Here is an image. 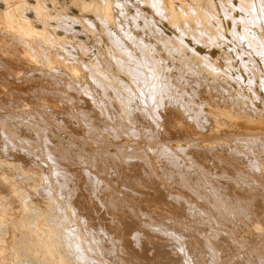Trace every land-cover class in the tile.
Segmentation results:
<instances>
[{
	"label": "rangeland",
	"instance_id": "rangeland-1",
	"mask_svg": "<svg viewBox=\"0 0 264 264\" xmlns=\"http://www.w3.org/2000/svg\"><path fill=\"white\" fill-rule=\"evenodd\" d=\"M0 38V264H264V0H0Z\"/></svg>",
	"mask_w": 264,
	"mask_h": 264
},
{
	"label": "bare ground",
	"instance_id": "bare-ground-1",
	"mask_svg": "<svg viewBox=\"0 0 264 264\" xmlns=\"http://www.w3.org/2000/svg\"><path fill=\"white\" fill-rule=\"evenodd\" d=\"M35 22H36V21H35ZM33 36H34V35H33ZM36 37H37V36H36ZM29 38H30V37H29ZM34 38H35V37H34ZM0 39H1V38H0ZM38 39H39V38H38ZM34 40H35V39H34ZM36 40H37V39H36ZM41 42H42V41H41ZM11 43H12V42H11ZM37 43H38V42H37ZM37 43H36V44H37ZM15 45H16V44H15ZM66 46H67V45H66ZM11 47H12V46H11ZM46 48H47V47H46ZM70 49H71V48H70ZM22 51H23V50H22ZM0 54H1V53H0ZM2 54H3V52H2ZM0 56H1V55H0ZM3 57H4V56H3ZM8 57H10V56H8ZM20 57H21V56H20ZM20 61H23V60H20ZM5 62H6V61H4V65L6 64ZM9 63H10V62H9ZM17 64H18V63H17ZM6 65H7V64H6ZM15 65H16V64H15ZM11 66H12V65H11ZM30 67H31V65H30ZM34 67H35V66H34ZM21 69H22V68H21ZM67 73H68V72H67ZM67 73H66V74H67ZM63 74H64V73H63ZM0 77H2V76L0 75ZM56 78H57V77H56ZM57 79H58V78H57ZM57 79H56V80H57ZM62 80H63V79H62ZM73 80H74V79H73ZM73 80H72V81H73ZM59 81H60V79H59ZM11 82H12V81H11ZM56 82H57V81H56ZM62 82H63V81H62ZM74 83H75V82H74ZM76 83H77V82H76ZM22 84H23V83H22ZM24 84H25V82H24ZM72 84H73V83H72ZM19 85H20V83H19ZM69 85H70V84H69ZM8 87H9V86H8ZM8 87H7V88H8ZM10 88H11V87H10ZM12 88H13V87H12ZM8 89H9V88H8ZM8 89H7V90H8ZM16 90H17V89H16ZM33 91H34V90H33ZM14 92H15V89H14ZM18 92H19V90H18ZM22 92H23V91H22ZM30 93H31V92H30ZM11 94H13V93H11ZM22 94H23V93H22ZM31 94H32V93H31ZM34 94H35V93H34ZM0 95H1V94H0ZM4 95H5V94H4ZM6 95H7V94H6ZM8 96H10V95H8ZM13 96H14V95H13ZM3 97H4V96H3ZM5 97H6V96H5ZM17 97H18V96H17ZM21 97H22V96H21ZM26 97H27V96H26ZM2 99H3V98H2ZM8 99H9V98H8ZM11 99H12V98H11ZM23 99H24V98H23ZM23 99H22V100H23ZM29 100H30V99H29ZM31 100H32V99H31ZM48 100H49V99H48ZM48 100H47V101H48ZM16 101H17V99H16ZM47 101H46V102H47ZM4 102H5V101H4ZM4 102H3V103H4ZM20 102H21V101H20ZM33 102H34V101H33ZM36 102H37V101H36ZM9 103H10V101H9ZM14 103H15V102H14ZM42 103L44 104V101H43ZM15 104H16V103H15ZM19 104H20V103H19ZM33 104H34V103H33ZM37 104H38V103H37ZM49 104H50V103H49ZM3 105H4V104H3ZM20 105H22V104H20ZM38 105H39V104H38ZM45 105H46V104H45ZM51 105H52V104H51ZM6 106H7V105H6ZM8 106H9V104H8ZM13 106H14V104H13ZM17 106H18V105H17ZM23 106H24V105H23ZM26 106H27V105H26ZM0 107H1V106H0ZM18 107H19V106H18ZM33 107H35V106L33 105ZM47 107H48V106H47ZM49 107H50V106H49ZM53 107H54V106H53ZM53 107H52V108H53ZM56 107H57V106H56ZM4 108H6V107H4ZM20 108H21V107H20ZM25 108H26V107H25ZM9 109H10V108H9ZM11 109H12V108H11ZM11 109H10V110H11ZM16 109H17V108H16ZM21 109H22V108H21ZM29 109H30V108H29ZM47 109H48V108H47ZM49 109H50V108H49ZM17 110H18V109H17ZM39 110H40V109H39ZM39 110H38V111H39ZM7 111H8V110H7ZM25 111H26V110H25ZM58 111H59V110H58ZM32 112H34V111L32 110ZM7 113H8V112H7ZM27 113H28V112H27ZM1 114H2V113H1ZM5 114H6V113H5ZM39 114H40V113H39ZM18 115H19V114H18ZM29 115H30V114H29ZM182 115H183V114H182ZM1 116H2V115H1ZM11 116H13V115H11ZM26 116H27V115H26ZM183 116H184V115H183ZM24 117H25V116H24ZM29 117L31 118V116H29ZM1 118H2V117H1ZM21 118H22V117H21ZM136 118H137V117H136ZM186 118H187V117H186ZM13 119H14V116H13ZM27 119H28V117H27ZM7 120H8V119H7ZM18 120H19V119H18ZM24 120H25V119H24ZM29 120H30V119H29ZM34 120H35V119H34ZM1 121H2V119H1ZM10 121H11V120H10ZM12 121H13V120H12ZM14 121H15V119H14ZM14 121H13V123H14ZM22 121H23V120H22ZM133 121H134V120H133ZM4 122H5V121H4ZM4 122H3V123H4ZM30 122H32V121H30ZM33 122H34V121H33ZM35 122H36V121H35ZM35 122H34V123H35ZM185 122H186V121H185ZM10 123H11V122H10ZM13 123H12V124H13ZM12 124H10V125H12ZM13 125H14V124H13ZM15 125H17V124L15 123ZM19 125H20V124H19ZM24 125H25V124H24ZM26 125H27V124H26ZM177 125H178V124H177ZM34 126H35V125H34ZM17 127H18V126H17ZM22 127H23V125H22ZM13 128H15V127H13ZM26 128H27V127H26ZM15 129H16V128H15ZM15 129H14V131H15ZM138 129H139V128H138ZM16 130H17V129H16ZM27 130H28V129H27ZM29 130H30V128H29ZM41 131H42V130H41ZM138 132H139V131H138ZM141 132H142V131H141ZM1 133H2V132H1ZM147 133H148V132H147ZM143 134H144V133H143ZM145 135H146V134H145ZM147 135H149V133H148ZM147 135H146V136H147ZM1 137H2V136H1ZM20 137H21V136H20ZM21 138H22V137H21ZM4 139H5V138H4ZM46 139H47V138H46ZM49 139H50V138H49ZM148 139H149V138H148ZM2 140H3V139H2ZM29 140H30V139H29ZM35 140H36V139H35ZM10 141H11V140H10ZM13 141H14V140H13ZM42 142H43V141H42ZM6 143H7V142H6ZM11 143H12V142H11ZM31 143H32V142H31ZM9 144H10V143H9ZM29 144H30V143H29ZM47 144H48V143H47ZM158 144H159V143H158ZM162 144H163V143H162ZM35 145H37V144H35ZM39 145H40V144H39ZM39 145H38V146H39ZM140 145H141V144H140ZM156 145H157V144H156ZM129 146H130V145H129ZM138 146H139V145H138ZM6 147H7V146H6ZM46 147H47V146H46ZM118 147H119V146H118ZM145 148H146V147H145ZM159 148H160V147H159ZM147 149H148V148H147ZM147 149H146V150H147ZM17 150H18V149H17ZM47 150H48V149H47ZM141 150H142V149H141ZM158 150H159V149H158ZM176 150H177V149H176ZM131 151H132V150H131ZM138 151H139V150H138ZM167 151H168V150H167ZM133 152H134V150H133ZM136 152H137V151H136ZM140 152H141V151H140ZM142 152H143V151H142ZM123 153H124V152H123ZM134 153H135V152H134ZM137 153H138V152H137ZM161 153H162V152H161ZM127 154H128V153H127ZM121 155H122V154H121ZM130 155H132V154H130ZM130 155H129L128 157H133V156H130ZM126 156H127V155H126ZM139 156H140V155H139ZM141 156H142V154H141ZM54 157H55V156H54ZM135 157H136V155H135ZM165 157H166V156H165ZM167 157H168V156H167ZM169 157H170V156H169ZM176 157H177V156H176ZM47 158H48V157H47ZM121 158H123V157H121ZM124 158H125V157H124ZM126 158H127V157H126ZM138 158H140V157H138ZM127 159H128V158H127ZM127 159H126V160H127ZM135 159H137V158H135ZM155 159H156V158H155ZM163 159H164V158H163ZM166 159H167V158H166ZM133 160H134V159H133ZM157 160H158V159H157ZM168 160H169V159H168ZM71 161H72V160H71ZM130 161H132V160H130ZM170 161H171V160H170ZM170 161H169V162H170ZM176 161H177V160H176ZM198 161H199V160H197V162H198ZM58 162H59V161H58ZM121 162H123V161H121ZM162 162H163V161H162ZM164 162H165V161H164ZM125 163H126V162H125ZM144 163H145V162H144ZM65 164H66V163H65ZM172 164H173V163H172ZM172 164H171V165H172ZM176 164H177V163H176ZM58 165H59V164H58ZM121 165H122V164H121ZM123 165H124V164H123ZM190 165H191V164H190ZM67 166H68V165L66 164V167H67ZM70 166H71V165H70ZM136 166H137V165H136ZM136 166H135V167H136ZM177 166H178V165H177ZM198 166H199V165H198ZM88 167H89V166H88ZM140 167H141V166H140ZM144 167H145V166H144ZM174 167H175V166H174ZM179 167H180V166H179ZM74 168H75V167H74ZM137 168H138V167H137ZM167 168H168V167H167ZM167 168H166V169H167ZM188 168H189V167H188ZM61 169H62V168H61ZM72 169H73V168H72ZM78 169H79V168H78ZM93 169H95V168H93ZM117 169H118V168H117ZM168 169H169V168H168ZM171 169H172V168H171ZM48 170H49V169H48ZM54 170H57V169H54ZM88 170H89V169H88ZM88 170H87V171H88ZM97 170H98V169L96 168V171H97ZM139 170H140V169H139ZM79 171H80V170H79ZM116 171H117V170H116ZM124 171H125V170H124ZM184 171H185V170H184ZM70 172H71V171H70ZM76 172H77V170H76ZM144 172H145V171H144ZM56 173H57V172H56ZM100 173H101V172H100ZM128 173H129V172H128ZM131 173H133V172H131ZM139 173H141V172H139ZM169 173H170V172H169ZM169 173H168V174H169ZM171 173H172V172H171ZM175 173H176V172H175ZM46 174H47V173H46ZM88 174H89V173H88ZM126 174H127V173H126ZM142 174H143V173H142ZM177 174H178V173H177ZM69 175H70V174H69ZM93 175H94V174H93ZM175 175H176V174H175ZM54 176H55V175H54ZM82 176H83V175H82ZM134 176H135V175H134ZM146 176L148 177V175H146ZM182 176H183V175H182ZM17 177H18V176H17ZM63 177H64V176H63ZM77 177H79V176H77ZM125 177H126V176H125ZM166 177H167V176H166ZM175 177H176V176H175ZM50 178H51V177H50ZM56 178H57V177H56ZM65 178H66V177H65ZM129 178H130V177H129ZM131 178H132V177H131ZM144 178H145V177H144ZM161 178H162V177H161ZM167 178H168V177H167ZM177 178H178V177H177ZM134 179H136V178H134ZM152 179H153V178H152ZM165 179H166V178H165ZM180 179H182V178H180ZM53 180H54V179H53ZM58 180H59V179H58ZM143 180H144V179H143ZM174 180H175V179H174ZM191 180H192V179H191ZM60 181H61V180H60ZM63 181L65 182L64 179H63ZM189 181H190V180H189ZM52 182H54V181H52ZM55 182H56V181H55ZM93 182H94V181H93ZM136 182H137V181H136ZM139 182H140V181H139ZM172 182H173V181H172ZM116 183H117V182H116ZM126 183H127V182H126ZM174 183H175V182H174ZM179 183H180V182H179ZM46 184H47V183H46ZM59 184H60V183H59ZM63 184H64V183H63ZM63 184H62V185H63ZM102 184H103V183H102ZM189 184H190V183H189ZM57 185H58V183H57ZM62 185H61V186H62ZM103 185H104V184H103ZM171 185H172V184H171ZM190 185H191V184H190ZM64 186H65V184H64ZM84 186H85V185H84ZM140 186H141V185H140ZM51 187H52V186H51ZM128 187H129V186H128ZM155 187H156V186H155ZM61 188H62V187H61ZM70 188H72V187H70ZM73 188H75V187H73ZM91 188H92V187H91ZM121 188H123V187H121ZM132 188H133V187H132ZM66 189H67V188H66ZM81 189H83V188H81ZM89 189H90V188H89ZM153 189H154V188H153ZM162 189H163V188H162ZM188 189H189V188H188ZM193 189H194V188H193ZM94 190H95V189H94ZM140 190H141V189H140ZM70 191H71V189H70ZM81 191H82V190H81ZM158 191H159V190H158ZM181 191H182V190H181ZM72 192H73V191H72ZM89 192H90V191H89ZM106 192H107V191H106ZM121 192H122V191H121ZM134 192H135V191H134ZM134 192H133V193H134ZM152 192H153V191H152ZM154 192H155V190H154ZM81 193H82V192H81ZM100 193H101V192H100ZM107 193H108V192H107ZM126 193H127V191H126ZM137 193H138V192H137ZM122 194H123V192H122ZM142 194H143V193H142ZM177 194H178V193H177ZM63 195H64V194H63ZM77 195H78V194H77ZM94 195H95V193H94ZM134 195H135V194H134ZM189 195H190V194H189ZM71 196H73V195H71ZM138 196H140V195H138ZM142 196H143V195H142ZM101 197H102V196H101ZM135 197H136V196H135ZM156 197H157V196H156ZM163 197H164V196H163ZM57 198H58V197H57ZM92 198H93V197H92ZM123 198H124V197H123ZM125 198H126V197H125ZM127 198H128V197H127ZM146 198H147V197H146ZM50 199H51V198H50ZM58 199H60V198H58ZM72 199H73V198H72ZM99 199H100V198H99ZM127 200H128V199H127ZM137 200H139V199H137ZM167 200H168V199H167ZM60 201H61V200H60ZM65 201H66V199H65ZM93 201H94V200H93ZM176 201H177V200H176ZM69 202H70V201H69ZM133 202L136 203L135 199H134ZM154 202H155V201H154ZM161 202H162V201H161ZM174 202H175V201H174ZM66 203H67V201H66ZM66 203H65V204H66ZM71 203H73V202H71ZM71 203H69V204H71ZM113 203H114V202H113ZM135 203H134V204H135ZM216 203H217V202H216ZM78 204H79V203H78ZM87 204H88V203H87ZM114 204H115V203H114ZM128 204H129V203H128ZM57 205H59V204H57ZM75 205H76V204H75ZM120 205H121V204H120ZM204 205H205V204H204ZM59 206H61V205H59ZM65 206H66V205H65ZM103 206H104V205H103ZM110 206H111V205H110ZM130 206H131V205H130ZM134 206H135V205H134ZM149 206H150V205H149ZM152 206H153V205H152ZM188 206H189V205H188ZM71 207H72V206H71ZM71 207H70V208H71ZM73 207H75V206H73ZM98 207H99V206H98ZM111 207H112V206H111ZM121 207H122V206H121ZM150 207H151V206H150ZM63 208H65V207H63ZM99 208H100V207H99ZM104 208H105V207H104ZM115 208H116V207H115ZM122 208H123V207H122ZM167 208H168V207H167ZM211 208H212V207H211ZM75 209H76V208H75ZM79 209H80V206H79ZM83 209H84V208H83ZM113 209H114V208H113ZM156 209H157V208H156ZM163 209H164V208H163ZM192 209H193V208H192ZM62 210H63V209H62ZM107 210H108V209H107ZM126 210H127V209H126ZM130 210H132V209H130ZM139 211H140V210H139ZM145 211H146V210H145ZM167 211H168V210H167ZM37 212H38V211H37ZM75 212H76V211H75ZM79 212H80V211H79ZM85 212H87V211H85ZM85 212H84V213H85ZM94 212H95V211H94ZM109 212H110V211H109ZM84 213H83V214H84ZM111 213H112V212H111ZM129 213H130V212H129ZM131 213H132V212H131ZM141 213H142V212H141ZM215 213H216V212H215ZM81 214H82V213H81ZM99 214H100V213H99ZM117 214H118V213H117ZM137 214H138V213H137ZM156 214H157V213H156ZM63 215H64V214H63ZM75 215H76V214H75ZM100 215H101V214H100ZM113 215H114V214H113ZM118 215H119V214H118ZM133 215H134V214H133ZM142 215H143V214H142ZM149 215H150V214H149ZM218 215H219V214H218ZM220 215H221V214H220ZM79 216H80V215H79ZM93 216H94V215H93ZM93 216H92V217H93ZM126 216H127V215H126ZM137 216H138V215H137ZM62 217H63V216H62ZM115 217H116V215H115ZM131 217H132V216H131ZM59 218H60V217H59ZM81 218H82V217H81ZM95 218H96V217H95ZM117 218H118V217H117ZM144 218H145V216H144ZM99 219H101V218H99ZM121 219H123V218H121ZM129 219H130V218H129ZM131 220H132V219H131ZM53 221H54V220H53ZM63 221H64V220H63ZM67 221H68V220H67ZM103 221H104V219H103ZM119 221H120V220H119ZM119 221H118V222H119ZM138 221H139V220H138ZM141 221H142V220H141ZM143 221H144V220H143ZM90 222H91V221H90ZM97 222H99V221H97ZM177 222H178V221H177ZM69 223H70V222H69ZM69 223H68V226H69ZM104 223H105V222H104ZM120 223H121V222H120ZM140 223H141V222H140ZM164 223H165V222H164ZM70 224H71V223H70ZM102 224H103V223H102ZM122 224H123V223H122ZM147 224H148V221H147L146 225H147ZM149 224H150V223H149ZM160 224H161V223H160ZM126 225H127V224H126ZM128 225H129V224H128ZM157 225H159V224H157ZM163 225H164V224H163ZM163 225H162V228H163ZM72 226H74V225H72ZM98 226H99V225H98ZM136 226H137V225H136ZM143 226H144V225H143ZM150 226H151V225H150ZM153 226H154V225H153ZM80 227H81V226H80ZM87 227H88V226H87ZM137 227H140V226H137ZM141 227H142V226H141ZM145 227H146V226H145ZM166 227H167V226H166ZM75 228H76V227H74V230H75ZM117 228H118V227H117ZM135 228H136V227H135ZM135 228H133V229H135ZM154 228H155V227H154ZM164 228H165V227H164ZM178 229H179V228H178ZM72 230H73V229H72ZM122 230H123V229H122ZM129 230H130V229H129ZM141 230H142V229H141ZM155 230H156V229H155ZM161 230H162V229H161ZM199 230H200V229H199ZM104 231H105V229H104ZM138 231H139V230H138ZM152 231H153V230H152ZM163 231H164V230H163ZM172 231H174V229H173ZM81 232H82V231H81ZM88 232H91V231H88ZM92 232H93V231H92ZM92 232H91V233H92ZM96 232H97V231H96ZM102 232H103V231H102ZM168 232H171V231H168ZM54 233H55V232H54ZM84 233H85V232H84ZM119 233H121V232H119ZM122 233H123V232H122ZM139 233H141V231H140ZM150 233H151V232H150ZM156 233H157V232H156ZM158 233H159V232H158ZM160 233H161V232H160ZM171 233H172V232H171ZM74 234H75V233H74ZM95 234H96V233H94V235H95ZM105 234H106V233H105ZM128 234H129V233H128ZM145 234H146V233H145ZM162 234H163V233H162ZM86 235H87V234H86ZM122 235H123V234H122ZM125 235H126V234H125ZM152 235H153V234H152ZM159 235H160V234H158V236H159ZM164 235H165V234H164ZM192 235H193V234H192ZM59 236H60V235H59ZM89 236H90V235H89ZM89 236H88V237H89ZM92 236H93V235H92ZM92 236H91V237H92ZM100 236H101V235H100ZM148 236H149V235H148ZM91 237H90V238H91ZM94 237H95V236H94ZM101 237H102V236H101ZM103 237H104V236H103ZM119 237H121V236L119 235ZM122 237H123V236H122ZM145 237H146V236H145ZM181 237H182V236H181ZM90 238H89V240H90ZM135 238H136V237H135ZM175 238H176V237H175ZM178 238H179V237H178ZM77 239H78V238H77ZM110 239H111V237H110ZM116 239H117V238H116ZM122 239H123V238H122ZM124 239H127V238H124ZM161 239H162V237H161ZM91 240H93V239H91ZM108 240H109V239H108ZM112 240H113V239H112ZM114 240H115V239H114ZM119 240H120V239H119ZM119 240H118V241H119ZM127 240H128V239H127ZM174 240H175V239H174ZM182 240H183V238H182ZM69 241H70V240H69ZM97 241H98V240H97ZM118 241H117V242H118ZM139 241H140V239H139ZM78 242H79V241H78ZM85 242H87V241H85ZM88 242H89V241H88ZM94 242H96V241H94ZM98 242H99V241H98ZM110 242H111V241H110ZM117 242H116V243H117ZM119 242H120V241H119ZM122 242H123V241H122ZM176 242H177V241H176ZM176 242H175V243H176ZM69 243H70V242H69ZM116 243H114V244H116ZM175 243H174V246L176 245ZM183 243H184V241H183ZM109 244H110V243H109ZM119 244H120V243H119ZM122 244H123V243H122ZM127 244H128V243H127ZM138 244H139V243H138ZM178 244H179V242H178ZM181 244H182V243H181ZM184 244H185V243H184ZM70 245H71V244H70ZM87 245H88V244H87ZM120 245H121V244H120ZM79 246H80V245H79ZM85 246H86V245H85ZM137 246H138V245H137ZM146 246H147V245H146ZM179 246H180V245H179ZM87 247H88V246H87ZM94 247H95V246H94ZM97 247H98V246H97ZM112 247H113V246H112ZM112 247H111V248H112ZM147 247H148V246H147ZM95 248H96V247H95ZM113 248H115V247H113ZM137 248H138V247H137ZM172 248H173V247H172ZM92 249H93V248H92ZM105 249H106V248H105ZM118 249H120V248H118ZM123 249H124V248H123ZM89 250H90V247H89ZM100 250H101V249H100ZM102 250H103V249H102ZM106 250H107V249H106ZM120 250H121V249H120ZM126 250H127V249H126ZM162 250H163V249H162ZM65 251H66V250H65ZM91 251H92V250H91ZM122 251H123V250H122ZM129 251H130V249H129ZM132 251H133V249H132ZM137 251H138V250H137ZM159 251H161V250H159ZM186 251H187V250H186ZM104 252H105V251H104ZM110 252H111V251H110ZM113 252H114V250H113ZM113 252H112V253H113ZM64 253H65V252H64ZM91 253H94V252H91ZM97 253H98V252H97ZM121 253H122V252H121ZM131 253H132V252L130 251V254H131ZM102 254H103V252H102ZM109 254H111V253H109ZM125 254H128V253H125ZM132 254H133V253H132ZM140 254H141V253H140ZM145 254H147V253H145ZM145 254H143L142 256L144 257ZM165 254H166V253H165ZM86 255H87V254H86ZM99 255H100V254H99ZM114 255H115V254H114ZM119 255H120V254H119ZM121 255H122V254H121ZM128 255H129V254H128ZM128 255H127V257L129 258L130 256H128ZM134 255H135V254H134ZM134 255H133V257H134V258L136 257V258H135V261H136V262L139 263V261H140L141 264L144 263V260L146 259V257H145V259H144V258L141 259V257H140L139 260H138V257H137L138 255H137V256H136V255L134 256ZM185 255H187V254H185ZM27 256H28V255H27ZM78 256H79V255H78ZM82 256H83V255H82ZM104 256H105V255H104ZM116 256H117V255H116ZM122 256H123V255H122ZM180 256H181V255H180ZM180 256H179V257H180ZM67 257L70 258V256H67ZM100 257H101V256H100ZM112 257H113V255H112ZM114 257H115V256H114ZM124 257H126V256H124ZM149 257H151V256L149 255ZM159 257H160V256H159ZM87 258H88V257H87ZM115 258H116V257H115ZM117 258H118V257H117ZM152 258L154 259V257H152ZM173 258H174V257H173ZM176 258H178V257H176ZM65 259H66V258H65ZM82 259H83V258H82ZM94 259H95V258H94ZM119 259H120V256H119ZM119 259H118V260H119ZM132 259H133V258L131 257V260H132ZM178 259H179V258H178ZM114 260H115V259H114ZM123 260H124V258H123ZM146 260H147V259H146ZM183 260H184V259H183ZM189 260H190V259H189ZM105 261H106V260H105ZM109 261H111V260H109ZM120 261L123 262L122 260H120ZM120 261H119V263H120ZM124 261L126 262V260H124ZM135 261H133L134 264H137ZM147 261H149V259H148ZM173 261H174V260H173ZM191 261H192V260H191ZM96 262H98V261H96ZM116 262H117V261H116ZM116 262H115V264L118 263V262H117V263H116ZM133 262L131 261L130 263H133ZM145 262H146V261H145ZM152 262H153V260H152ZM171 262H172V261H171ZM171 262H169V263L171 264ZM177 262H178V261H177ZM181 262H182V261H181ZM36 263H37V262H36ZM102 263H103V262H102ZM107 263H109V262H107ZM127 263H129V262H127ZM147 263H148V262H147ZM154 263H155V262H154ZM156 263H157V262H156ZM161 263H162V262H161ZM37 264H38V263H37ZM88 264H90V263H88ZM98 264H99V263H98ZM121 264H122V263H121ZM149 264H150V263H149Z\"/></svg>",
	"mask_w": 264,
	"mask_h": 264
}]
</instances>
